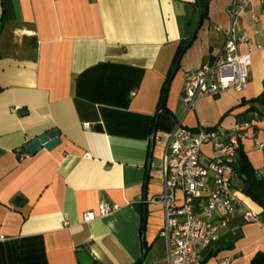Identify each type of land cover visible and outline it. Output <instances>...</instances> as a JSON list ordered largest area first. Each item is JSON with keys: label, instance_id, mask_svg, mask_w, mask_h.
<instances>
[{"label": "crops", "instance_id": "crops-1", "mask_svg": "<svg viewBox=\"0 0 264 264\" xmlns=\"http://www.w3.org/2000/svg\"><path fill=\"white\" fill-rule=\"evenodd\" d=\"M229 2L209 0L155 123L178 48L197 24L196 0H0V264H80L79 253L91 264H167L161 206L139 200L160 194L163 145L177 125L222 133L252 120L240 145L264 183V148L254 144L264 145V108L254 101L264 92V49L251 54L243 93L198 97L189 110L180 96L184 76L222 50L214 29H226ZM251 5L237 28L264 46V2ZM54 130L51 150L17 152ZM17 195L23 204L13 206ZM236 195L202 264H248L264 252V207ZM99 202L119 209L81 223Z\"/></svg>", "mask_w": 264, "mask_h": 264}, {"label": "built area", "instance_id": "built-area-1", "mask_svg": "<svg viewBox=\"0 0 264 264\" xmlns=\"http://www.w3.org/2000/svg\"><path fill=\"white\" fill-rule=\"evenodd\" d=\"M264 0H230L225 14L227 27H216L215 33L224 35L219 55L198 66L184 78L181 100L187 110L193 108L198 97H218L222 93H243L247 86L251 54L264 49L252 45L247 35L239 32L238 24L251 4ZM245 47V53L239 49ZM253 121L236 124L230 131L215 128L189 130L182 126L168 134L160 159L161 191L155 197L139 203L161 206L164 222L159 235L165 240L167 264H202V252L217 240L235 210L239 207L236 192L231 188L235 152L240 141L247 137ZM88 129L89 124H82ZM258 149L264 145L255 139ZM209 148V153H204ZM85 153L84 158L89 157ZM97 211H86L81 223L88 224L100 217L113 214L119 207L99 202ZM244 221L254 223L256 217L244 213ZM65 227L68 223H64ZM4 236L0 234V242Z\"/></svg>", "mask_w": 264, "mask_h": 264}, {"label": "trees", "instance_id": "trees-1", "mask_svg": "<svg viewBox=\"0 0 264 264\" xmlns=\"http://www.w3.org/2000/svg\"><path fill=\"white\" fill-rule=\"evenodd\" d=\"M202 7H204V12L202 16V21L207 17L208 2L209 0H200ZM202 22V23H203ZM186 42H181L178 48V53L181 51L183 45ZM177 56V55H176ZM256 103L260 104L261 108H264V92L261 96L255 99ZM239 148L235 152L234 163L230 166L231 172L233 174L231 188L234 192L240 193L246 197L250 202H254L260 208L264 207V183L257 177V173L250 166L249 161L246 159L243 148L239 144ZM248 264H264V252H257L253 257L252 261Z\"/></svg>", "mask_w": 264, "mask_h": 264}, {"label": "water", "instance_id": "water-1", "mask_svg": "<svg viewBox=\"0 0 264 264\" xmlns=\"http://www.w3.org/2000/svg\"><path fill=\"white\" fill-rule=\"evenodd\" d=\"M196 3H197V8H199L198 10V17H197V24H195L191 34H190V39H188L187 43L185 44V46H183L181 48V51L180 53L177 54V57L173 63V67L171 68L170 72H169V75L167 77V81L165 82V85H164V89H163V95L161 96V99H160V104H159V110L157 111L156 115H155V123H156V119H157V115H158V112H160L162 110V101H163V98L165 96V91H166V88H167V85L169 83V81L171 80V78L173 77V75L175 74L176 72V69L178 67L177 63L179 61V58L181 57L182 53L186 52L187 49L189 48V46L191 45L193 39L196 37V33L198 32V30L200 29V26L202 24V16H203V12H204V7H202L201 5V2L200 0H196ZM92 130L93 131H99L100 130V125H96L95 127H92ZM154 133V129L152 130V134ZM154 138V137H153ZM153 138L150 139L149 141V150H150V153H149V156H148V161L147 163L149 164L150 163V154L152 153V147H153ZM59 142V140L57 139V131H50V132H46L42 135H40V137H38L37 139H34V140H31L30 143H28L26 145V147L24 149H17V152L19 154H29V155H35L39 150L40 148H43L47 151L51 150L52 148H54V146ZM150 166V164H149ZM147 170H148V167H147ZM144 200V198H143ZM21 204H23V200H22V197L17 195L14 197V200H12L11 202V205L13 206H20ZM144 217V214L142 215V218ZM77 258L79 260V263L80 264H91V260L89 259L88 256L84 255V254H78L77 255Z\"/></svg>", "mask_w": 264, "mask_h": 264}]
</instances>
